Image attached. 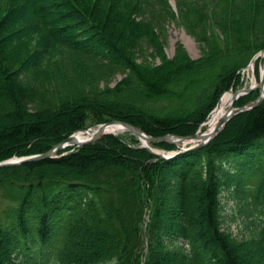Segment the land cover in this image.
I'll return each mask as SVG.
<instances>
[{
	"label": "trees",
	"instance_id": "16d2710c",
	"mask_svg": "<svg viewBox=\"0 0 264 264\" xmlns=\"http://www.w3.org/2000/svg\"><path fill=\"white\" fill-rule=\"evenodd\" d=\"M157 6L175 19L167 0H0V162L113 120L151 137L194 135L264 49V0H177L180 25L196 31L198 59L180 47L166 56L159 20L148 18ZM141 44L158 63L138 61ZM63 56L124 77L88 91L60 78L54 100L37 101V72H60ZM132 141L107 134L1 168L0 264H264V100L198 151L155 158ZM225 189L249 239L221 230Z\"/></svg>",
	"mask_w": 264,
	"mask_h": 264
},
{
	"label": "rangeland",
	"instance_id": "374dc122",
	"mask_svg": "<svg viewBox=\"0 0 264 264\" xmlns=\"http://www.w3.org/2000/svg\"><path fill=\"white\" fill-rule=\"evenodd\" d=\"M169 2V5H171V11H173V14L177 15V0H167ZM182 2H186L187 0H180ZM159 9H162L160 7H156L155 10V16L153 19L149 15L148 18L150 20H159L157 22L160 27V37L162 41L164 42V52L168 58H172L175 54V51L177 48L183 49L187 56L191 59H198L201 56V49L199 46L198 41L196 40L195 33L196 31H192L189 29H186L182 25H180L179 18L175 19L171 18L170 15L165 14H159L157 11ZM157 10V11H156ZM58 22V21H57ZM56 25L61 24L64 25V23H55ZM137 58L139 62L147 61V62H155L158 63V58H154V51L150 49L149 47H146L145 45L141 44L140 48L137 52ZM263 62L262 59L257 60V66L261 65ZM60 65L61 69L59 68V71L50 70L48 69V72L45 74L46 76H42V74L38 73L36 74V79L33 82L36 89H38V92H40L43 98L37 99H47L44 103H49L54 100V95L52 93V84L54 85L55 89L58 88L61 90L60 87H58V80L61 78L65 82L66 87H72L76 90L80 91H88L92 87H97L99 89H104L108 87H114L123 77L124 73L121 71H112L108 73L107 75H102V69L101 66L98 65L97 67L94 66L92 63L87 61L85 58H78L74 57H68L63 56L60 58ZM257 77L260 81L261 76L259 74V70L256 72ZM239 81L234 87V91L239 89L240 87V81L242 79V74H240ZM42 82V83H39ZM241 88V87H240ZM64 89H68L65 88ZM259 93H256V91L252 94L253 96L258 97ZM216 107V106H215ZM95 128H91L88 131H93ZM202 131H205V127L202 129ZM111 135L119 136L124 138L129 144H131L133 141L136 140L135 145L141 146L140 141L133 135L129 134L128 132H121V133H112ZM131 142V143H130ZM210 143V142H209ZM151 144V143H150ZM149 144V148L150 147ZM159 144V143H158ZM76 149L80 147H67V149ZM66 149V148H65ZM157 152H166L165 150L155 147L151 148ZM64 150V149H63ZM62 151V150H61ZM60 152V151H59ZM14 158V157H13ZM238 200L233 199L232 195L230 194V191L225 189L223 193L221 194L220 198V205L218 208V213L220 216V224H221V230L230 235L231 238L235 239L236 241H243L245 239H249L252 236V232L250 231L249 226L245 222V220L242 217H239L236 214V204ZM2 205L0 202V209Z\"/></svg>",
	"mask_w": 264,
	"mask_h": 264
},
{
	"label": "water",
	"instance_id": "95a60500",
	"mask_svg": "<svg viewBox=\"0 0 264 264\" xmlns=\"http://www.w3.org/2000/svg\"><path fill=\"white\" fill-rule=\"evenodd\" d=\"M261 56H264V49L260 52H258L249 62L248 66L255 60L260 58ZM247 66V67H248ZM246 67V68H247ZM244 71V70H243ZM249 89V88H248ZM247 89V90H248ZM256 91L259 93L258 97L248 102L247 104L237 107L235 106L237 101L243 97H246L249 95L250 92ZM250 92H246V88H239L236 91H234L232 99L230 101L229 107L227 112L220 118L219 122L217 123L215 129L213 132L206 133L205 131H202V129L205 127V123L201 124L199 126V129L194 135L191 136H180L177 134H169L165 136L160 137H151L146 135L144 132L139 130L138 128L125 123L123 121L119 120H113L108 123L99 125L95 130H93L88 136V130H81L77 131L74 134L70 135L66 139L62 140L58 144H56L53 148L48 150L45 153L37 154V155H31V156H25V157H14L5 161L0 162V169L1 168H8V167H15L22 164H26L29 162H35L40 160H46L55 157V155L67 148V147H82L86 145L93 144L97 142L103 135L112 134L111 132H107V128L110 126H116L121 127L122 132H128L129 134L135 136L141 143V148L147 149L155 158H162V159H170L176 155L183 154L186 152H193L203 149L211 140L216 137L225 127L227 122L233 117L241 113H245L248 111H251L258 107L264 100V68L263 72L261 74L260 84L259 86L255 88H250ZM225 94V93H224ZM223 94V95H224ZM222 95V96H223ZM221 96V97H222ZM220 97V98H221ZM220 100V99H219ZM219 100L216 104V106L219 103ZM216 108V107H215ZM214 108V109H215ZM214 109L211 111V113L208 115L207 119L210 117ZM77 134H80L82 136L81 139L75 137ZM150 143H159V144H169L174 147L172 151H166V152H157L151 148H149ZM148 224V216L145 218L144 227H143V235L146 237V228ZM147 244V241H145ZM148 247L146 246L145 251L147 252ZM144 264V262H143Z\"/></svg>",
	"mask_w": 264,
	"mask_h": 264
},
{
	"label": "bare ground",
	"instance_id": "6f19581e",
	"mask_svg": "<svg viewBox=\"0 0 264 264\" xmlns=\"http://www.w3.org/2000/svg\"><path fill=\"white\" fill-rule=\"evenodd\" d=\"M259 59V58H258ZM255 59L247 68L244 69L242 72V79L240 81V87L246 88V92H250V88H257L260 84V81L257 77V70H259V74L261 76L264 68V56H261L260 59L263 60L262 64L257 66V60ZM249 88V89H248ZM248 89V90H247ZM255 91H252L249 93L253 94ZM234 90H230L226 92L219 100L218 105L208 118V120L205 123V132L210 133L213 132L217 123L219 122L220 118L227 112L230 101L232 99ZM92 131L88 132V136ZM107 132L111 133H121V127H116V126H110L107 128ZM75 137L81 139L82 136L80 134H77Z\"/></svg>",
	"mask_w": 264,
	"mask_h": 264
}]
</instances>
